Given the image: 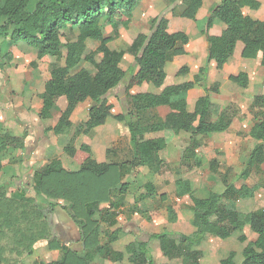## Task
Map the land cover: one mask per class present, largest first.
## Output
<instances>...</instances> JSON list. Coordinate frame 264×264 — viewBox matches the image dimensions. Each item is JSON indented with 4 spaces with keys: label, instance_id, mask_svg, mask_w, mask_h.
<instances>
[{
    "label": "trees",
    "instance_id": "trees-1",
    "mask_svg": "<svg viewBox=\"0 0 264 264\" xmlns=\"http://www.w3.org/2000/svg\"><path fill=\"white\" fill-rule=\"evenodd\" d=\"M144 0H0V69L12 60V48L23 47L33 50L36 59L32 68L48 73L40 95L39 118L49 120L53 112L59 113L56 124L49 128L55 137H69L63 154L77 166L70 170L60 159H52L33 172L32 189L36 194L49 200H63L71 220L80 233V243L84 254L79 256L70 248L60 245L53 237L47 220V212L40 209L34 198L23 190L7 195L0 188V264H22L30 256L34 246L47 241L48 249L59 250L60 260L52 262L33 261L32 264H89L95 255L108 262H119L127 254L130 264H156L153 251L148 245L156 240L160 252L168 260L181 259V264H202L203 252L199 249L206 235L220 240L236 236L240 243L247 242L244 229L256 235L254 241L246 243L242 250L240 264H264V209L241 212L237 203L252 199L263 186L245 184L236 186L218 173L219 162L215 159L208 164L209 171L217 174L224 187L222 192L195 189L190 179L182 177L183 171H175V197H188L187 209L192 214L190 235L174 237L166 232L151 235L146 240H134L127 244L124 252L111 249V245L121 240L123 232L117 228V210L124 205L127 195L139 193L137 201L152 200L157 196L154 182L157 175L166 168V159L174 150L172 139H188L179 166L185 172L201 170L206 164L201 153L200 139L226 132L232 122L235 110L231 105L218 111L211 94H220L218 83L206 85L208 65L213 64L221 71L231 59L251 60L264 68V20L250 16L261 7L259 0H220L209 10L202 33L208 42L205 65L198 68L191 80H180L192 73L188 65L178 69L174 82L168 83L165 66L174 56L184 55L189 42L184 32H169V21L164 17L152 20L148 34H138L130 44L122 43L111 49L116 35L106 36L105 29H127L136 5ZM179 1V16L195 20L202 7V0ZM176 7V6H175ZM173 7L172 11H176ZM247 9L249 14H245ZM223 29L217 36L209 35L215 26ZM65 32L68 34L66 35ZM89 42L95 49L88 50ZM128 56L136 65L135 70L126 72L122 62ZM50 57L52 63L42 59ZM99 57V58H98ZM87 63L93 67L90 73L80 65ZM230 84L246 90L248 74L241 70L228 77ZM124 84L127 100L126 114L113 116L119 133L130 136L131 158L121 163L97 161V154L87 144L73 145L76 138L89 137L93 131L105 124L110 117L111 107L107 95ZM147 84V92L131 94L136 86ZM202 88L192 112L187 110L189 91ZM90 101L87 119L74 125L71 116L78 105ZM166 106L169 113L159 118L152 112ZM250 109L255 123L248 136L255 142L246 158L244 169L235 178L247 180L253 174L262 173L264 163V93L253 97ZM151 113L145 118V114ZM213 117H215L213 119ZM155 134V138L147 136ZM24 136L0 133V174L10 170L2 164L9 157L8 165L14 166V154L25 149ZM109 153V150L108 152ZM138 168H145L150 174L142 186L137 182H123L124 178ZM161 203L166 194L158 198ZM135 201V202H137ZM107 204L102 209L101 205ZM168 223L178 221L177 213L166 206ZM133 212L137 209H133ZM100 225H105L110 233L104 244L100 243ZM111 228L113 230H111ZM235 253L229 252L219 264H236Z\"/></svg>",
    "mask_w": 264,
    "mask_h": 264
},
{
    "label": "rangeland",
    "instance_id": "rangeland-1",
    "mask_svg": "<svg viewBox=\"0 0 264 264\" xmlns=\"http://www.w3.org/2000/svg\"><path fill=\"white\" fill-rule=\"evenodd\" d=\"M204 1L205 5L211 3L210 0ZM218 1L219 0H212V3H217ZM260 1L263 3L264 8V0ZM178 3L179 1H173V4L170 6L168 0H144L140 4H137L133 10V17L127 29L119 27L115 32L109 27L105 29L104 32L106 36L116 35L115 40L109 44V47L114 49L118 48L122 43L128 44L127 42L133 40L136 34L139 32L148 34L150 32V26L154 16L156 17L158 15L159 17H172L170 14V9L176 6L175 9L177 11L179 6ZM246 12L247 11L244 10L245 14ZM257 13L258 12H251L250 16L252 18H256ZM177 29L178 28H175L174 30ZM210 33L212 32L209 31V34ZM191 38L193 40L195 37L192 35ZM95 47L96 44L92 42H89L87 45L88 50L95 49ZM188 49L190 51V54L188 55L189 57L186 56L176 59L174 65L171 63L166 64L165 71L168 72V78L173 79L170 77V73L173 72L174 69L178 70L184 65L191 67L192 62L194 64L201 62L203 63V57L207 54L206 38L200 40L198 44H195V47L189 45ZM12 52L13 59L11 60L10 64L0 70V131L11 133V126L15 122L17 126L23 129L25 141L27 140V137H31V139L28 142L27 148L21 152V156L25 158L27 162L22 163L23 168L21 165H19L17 168L8 165L7 161L9 160V157L2 159L4 168L10 167V170H3L2 177L0 178V187H3L8 195L13 194L16 190H23L26 192L28 191V195H32V173L47 164L50 160L59 158L63 166L70 170H76L77 166L62 152L63 147H65V145L69 142V137H55L48 129L50 124H52L56 117H58L57 112H53L55 114V118L53 117L52 120L46 121L45 125L40 123L39 125L35 126V124H37L36 116L35 124L28 125L23 121L27 113H29V116H33L36 109H38L40 105V93L43 88L44 81L46 80V75L41 74L39 70L32 69L29 66L30 62L35 58L34 51L25 48H13ZM125 58L131 59L133 61V59L128 56ZM132 61L126 59L123 60L122 68L124 71H130L129 68L132 64ZM247 62L250 63L241 64L240 66H238L237 63L230 64L225 71L211 70L206 76L207 86L218 83L221 88L220 94H211V97L216 101L215 104L218 105V111L228 105H231L233 110H235V115L233 116L230 127L226 132L200 139L202 150L201 153L204 155L205 159H207L205 163L206 165L201 170L192 172H185V168H180L179 161L181 152L187 146L188 139H185L186 142L184 139H174L173 142L176 145V150H173L170 154V164L167 165L166 168L163 169L162 172L156 177L157 191L159 194H166L167 202L161 203L156 197V199L153 198L150 202L148 201L150 206H148L147 203L146 207H141L140 209L139 207H131L134 202V198L139 192L134 194L135 196L127 195L125 197L126 206L121 211L122 215L119 219L120 223L126 225L130 221L129 218L132 214L131 211L134 208L135 210L137 209L139 211L137 217H135V220L138 222V224L143 223L144 220L151 225L152 221H154V223L157 224V227L160 229L163 227L161 224L165 223L163 218L165 215V207L169 205L177 213L179 217V223L177 225L168 224L166 228H161V230H164L161 233L166 232L176 238L180 232L186 233L189 222L192 219L191 213L187 209V206L190 205V201L187 197L183 201H177L175 199L173 184L175 179V171L177 169L182 170V177H188L191 179L194 183L193 187L197 190L204 189L208 191L213 190L216 192H222L224 187L220 181L219 175L212 174L208 168L207 163L212 159H215L219 162L218 173L221 175L225 174L227 180L234 182L236 186L239 187L242 184H245L251 187L256 183L263 186L255 193L252 199L242 200L236 204L241 212L247 213L264 209V163L261 165L262 173L255 174L253 172V174L247 180L235 179L244 169L246 158L255 145V142L252 141L248 136L250 128L255 123V118L250 109V105L254 96L260 95L264 92V71H261L259 67H256L258 63L255 62L256 64H253L249 60ZM80 66L85 68L90 73L94 72L93 67L87 63H82ZM237 69H244L249 74V86L246 90L238 89L235 85L230 84L228 81V77L232 75L233 71H237ZM192 76L193 73L185 77H178V79L191 80ZM149 87L151 89V86ZM134 92L136 91H133L132 93ZM201 95H204L202 88H196L188 93L190 108H192L194 99H197ZM106 99L111 107V110L110 117L107 118L104 124V129H101L102 132H97L96 135H94L93 131L92 135L89 137L80 136L75 139L73 145L75 147H79L81 144H87L92 149L98 144L99 149L102 152L101 160H107L112 163H121L131 158L132 150L130 148L128 138H117L116 140H106L104 138L108 136L109 133L114 131V125L116 123L113 120V116L119 113L126 114L127 100L124 94V84L119 85L113 91H111L107 95ZM89 105H91V102H86L74 111L71 117L74 125H79L84 121L86 110ZM152 113L160 117H163L165 114L162 109H158ZM150 114L151 113L145 114V118ZM214 118L215 117H213V119ZM108 150L109 153H107ZM32 151H34L33 155ZM21 168L23 170H28L20 177L11 179V176L14 175L15 170ZM129 177L130 178H127L126 180L129 181L132 179V182L136 180L139 185H142V183L144 184L149 180V175L144 169L130 174ZM142 191L143 190L140 189V192ZM34 200L35 203H40V200L37 198H34ZM53 203L55 206H50L46 209L50 214V216L47 214V220L50 225L52 235L53 230H57L56 227L57 223L59 222V217H62L63 219L64 217L66 218V207L62 208V206L69 204L63 200H55ZM136 205L141 206L140 203H137ZM50 210H52L53 213ZM140 210H143L142 213H144L146 216L143 217L140 214ZM147 216L149 218L148 220L146 219ZM139 228H141L140 232H142V234L139 235L140 237L138 240H146L151 234L144 231L145 229H142V226H139ZM243 232L247 237V242H252L256 239V235L251 233L248 228H245ZM58 234L61 239L66 240V234L63 232ZM123 236H125V234H123ZM69 240L72 241L71 244H68L71 248L68 246L67 247L73 250L76 254L79 252L81 253V243L78 245L80 248L78 250H74L76 248L75 245L77 240L76 242H73L75 241L74 236H71ZM247 242L240 243L238 240H236V236H232L226 240H220L210 235H206L205 240L199 247V249L203 252L201 263L219 264L222 259H225L228 256L229 252H234V261L236 264H240L242 261V250ZM151 244L153 246L154 244H157V241ZM47 246V241H41L37 243L34 246L35 251L33 250L30 256L25 257L22 260V264H32L33 261L36 260L44 262L46 260V253H49ZM49 254L51 257L56 255L62 256L60 252ZM152 255L153 258L156 259V253L153 252ZM53 258L54 257H52V259ZM180 260L178 262L177 260L168 262H170V264H181Z\"/></svg>",
    "mask_w": 264,
    "mask_h": 264
},
{
    "label": "crops",
    "instance_id": "crops-1",
    "mask_svg": "<svg viewBox=\"0 0 264 264\" xmlns=\"http://www.w3.org/2000/svg\"><path fill=\"white\" fill-rule=\"evenodd\" d=\"M211 1V3H209L208 5H205V1L204 0H202V7H201V9L199 10V12H198V14H197V16H196V19L195 20H188V19H185V18H181L180 16H179V10H177V11H172V9H173V7L170 9V14L172 15V17H165L168 21H169V26H170V28H169V32L170 33H174V32H184L187 36H188V38H189V42H188V44L185 46V54L184 55H178V56H174L170 61H168V63H171L172 65H174L175 64V61H176V59H178V58H182V57H189L188 55L190 54L189 52V49H188V46L189 45H192L193 47H195V44H198L199 43V41L200 40H202V39H205L206 38V40H207V37H206V35L205 34H203L202 33V31H203V28H204V23H205V19H206V17L208 16V14H209V10L213 7V6H215V5H218L219 3H220V0L217 2V3H215V2H213L212 3V0H210ZM260 1V0H259ZM141 3V2H140ZM140 3H138V4H140ZM261 7H260V9L257 11L258 13L256 14V18L255 17H253L254 19H256V20H260V21H263L264 20V8H263V3L261 2ZM178 5H179V3H178ZM171 6V5H170ZM247 12H246V14L249 12L247 9H245ZM249 14V13H248ZM156 17H158V15L156 16ZM155 16H154V18H156ZM153 18V19H154ZM174 21V22H173ZM175 28H178L177 30H174ZM107 29V28H106ZM222 29H223V26H221V25H215L211 30H210V32H212V33H210L209 35H214V36H217V35H219L220 33H221V31H222ZM140 33H143V32H139L138 34H140ZM65 34L67 35L68 33L67 32H65ZM138 34H136V36L138 35ZM143 34H145V33H143ZM193 35V37H195L193 40H192V38H191V36ZM135 36V37H136ZM133 40H131L130 42H127L128 44H130L131 42H132ZM19 48H23V47H18V48H14V49H19ZM25 49H27V48H25ZM114 49H117V48H114ZM207 49H208V42H207ZM12 50H13V48H12ZM11 50V51H12ZM28 50H30V49H28ZM31 51H33V50H31ZM12 55H13V52H12ZM204 59H203V63L201 62V63H198V64H194L193 62H192V66L190 67V69H191V71H192V73H194L198 68H200V67H202V66H204V62H206V58H207V54H206V56H204L203 57ZM13 59V58H12ZM36 59V54H35V58H34V60ZM130 60V61H132L131 59H127V58H124V60ZM184 59V58H183ZM34 60H32L31 62H30V64H29V66L32 68V66H31V64H32V62L34 61ZM248 60H244V59H235V58H231L227 63H226V65L224 66V68L222 69V71H225L228 67H229V65L230 64H234V63H237V65L238 66H240L241 64H248V63H250V62H247ZM249 61H251V60H249ZM11 62V61H10ZM10 62L8 63V65L10 64ZM42 62H44V63H47V64H49V63H52V62H54V59H52V58H50V57H44L43 59H42ZM253 64L255 63V61H251ZM256 64V63H255ZM7 66V65H6ZM256 66V65H255ZM256 67H259L260 69H261V71H264V68H262V67H260V66H256ZM83 68V67H82ZM32 69H37V70H39L38 68H32ZM85 69V68H84ZM123 69V68H122ZM136 69V65H135V63L132 61V64L130 65V68H129V70H135ZM0 70H2V69H0ZM211 70H214V71H217L216 70V68L214 67V65L213 64H209L208 65V73L211 71ZM241 70H243V71H245L247 74H248V72L246 71V70H244V69H237V71H233L232 72V75H236L239 71H241ZM40 71V70H39ZM178 70L177 69H174V71L173 72H171L170 73V77H174V75L176 74V72H177ZM166 72V71H165ZM40 73L41 74H43V75H46L45 77V79L46 80H48V78H49V76H48V73H43V72H41L40 71ZM191 73V74H192ZM207 73V74H208ZM166 75H167V78L169 77L168 76V72H166ZM231 76V75H230ZM248 78H249V74H248ZM46 80L44 81V83L46 82ZM174 82V78L173 79H169V81H168V83H173ZM248 86H249V83H248ZM43 87H44V84H43ZM248 88V87H247ZM150 90V87L147 85V84H143V85H141V86H136V87H134V88H132L131 89V91H130V93L131 94H136V93H142V92H147V91H149ZM194 90V89H193ZM133 91H136V92H134V93H132ZM192 91V90H191ZM43 92V88H42V90H41V93ZM190 92V91H189ZM188 92V93H189ZM40 93V94H41ZM264 93V92H263ZM201 96H203V95H201ZM201 96H199V97H201ZM198 97V98H199ZM197 98V99H198ZM41 99V98H40ZM197 99H194V103H193V105H192V108H190L189 107V98H188V94H187V110L189 111V112H192L193 111V109H194V104H195V102H196V100ZM86 102H90V101H86ZM86 102H84V103H86ZM84 103H82V104H80V105H78L77 106V108L79 107V106H81V105H83ZM108 103V102H107ZM109 104V103H108ZM91 105H89V107H90ZM88 107V108H89ZM40 108H41V101H40V105H39V107H38V109H36V111H35V113L34 112H32V113H34V115L33 116H29V113H27L26 115H25V117H24V119H23V121L26 123V124H28V125H31V124H35V119H36V117H37V124H35V126L36 125H39L40 123L42 124V125H45V123H46V121H50V120H52L53 119V117L55 118V114L53 113V116H52V118L51 119H49V120H41L40 118H39V116H38V114H39V110H40ZM76 108V109H77ZM88 108H87V110H88ZM75 109V110H76ZM158 109H162L164 112H165V114H164V116L163 117H160V116H158L159 118H161V119H163L168 113H169V108L168 107H166V106H163V107H158V108H156L154 111H157ZM87 110H86V114H85V117H84V121L87 119ZM54 112H56V111H54ZM74 113V112H73ZM36 114V115H35ZM57 114H58V116H59V113L57 112ZM119 114H122V113H119ZM119 114H116V115H119ZM73 115V114H72ZM36 116V117H35ZM72 117V116H71ZM57 119H58V117H56V119H55V121L52 123V124H50V126L48 127V129L49 128H52L55 124H56V122H57ZM114 120V119H113ZM72 121V120H71ZM34 122V123H33ZM114 122L116 123V121L114 120ZM73 123V122H72ZM12 127V128H11ZM10 128L12 129V131H11V133H8V132H1L0 131V133L1 134H4V133H8V134H10V135H12V136H25L24 134H23V129L21 128V127H19V126H17V124L14 122L13 123V125L11 126ZM104 127V125H102V126H100V127H97L95 130H94V135H96V133L97 132H102V130L101 129H104L103 128ZM50 130V129H49ZM32 133H33V131H32ZM50 133L51 134H53L51 131H50ZM53 136V135H52ZM156 136H155V134H152V135H149V136H147V138H155ZM126 139V138H128V140H129V144H130V136H129V134H127V133H125V132H123V134H120L119 133V129H118V124L116 123L115 125H114V131L113 132H111V133H109L108 134V136H106L104 139H106V140H111V139H114V140H116V139ZM176 138H178V139H184V138H182V137H175V138H173L172 139V143H173V146H174V150H176V145H175V143L173 142L174 141V139H176ZM30 139H31V137H27V140L26 141H24L25 142V149L27 148V146H28V142L30 141ZM185 140V139H184ZM185 142H186V140H185ZM64 148V147H63ZM130 148H131V146H130ZM24 149V150H25ZM94 151H95V153L97 154V161L99 162V163H102V162H106L107 160H101V157H102V152H101V150L99 149V146H98V144L95 146V148H92ZM24 150H22V151H18V152H16L15 154H14V159L15 160H17V162L14 164V168H17L19 165H21L22 166V168H23V165H22V163L24 162V163H27L26 162V160H25V158H23L21 155V152H23ZM63 150V149H62ZM184 150V149H183ZM183 150H182V152H183ZM20 152V153H19ZM63 152V151H62ZM182 152H181V154H182ZM34 154V151H32V155ZM131 154H132V152H131ZM171 157V155L166 159V163H167V165H169L170 163H169V158ZM181 157V156H180ZM59 159V158H58ZM9 161V160H8ZM8 161H7V163H8ZM109 162V161H108ZM28 163H29V161H28ZM27 167H28V165H27ZM16 169L15 170V173H14V175H12L11 176V179L12 178H16V177H20L22 174H24L27 170H23V169ZM146 170L145 168H138V169H136L134 172H136V171H138V170ZM20 172H19V171ZM133 172V173H134ZM146 172H147V174L149 175V181H150V174L148 173V171L146 170ZM33 174V173H32ZM132 174V173H131ZM130 175H128V176H126L125 178H124V180H123V182H132V179L131 180H126L127 178H130L129 177ZM2 177V173L0 174V178ZM184 178H186V179H189L188 177H184ZM175 180V179H174ZM191 180V179H190ZM155 181H156V179H155ZM134 182V181H133ZM135 182H136V180H135ZM146 183V182H145ZM144 183V184H145ZM155 183V185H156V182H154ZM173 184H174V182H173ZM142 185H143V183H142ZM141 185V186H142ZM32 186H33V183H32V176H31V190H32V195H28V191L26 192V191H24V192H26V195L28 196V197H30V198H37L38 200H40L39 202L40 203H36L37 205H38V207L40 208V209H42V210H44V211H46L47 212V214H48V216H50V214L48 213V211L46 210L48 207H50V206H55V204L53 203V201L55 202V200H49V199H47V198H45L44 196H42V195H39V194H36L34 191H33V189H32ZM0 188H3V187H0ZM143 190V189H142ZM174 191H175V188H174ZM142 192H144V190L142 191ZM139 193H141L140 191H139ZM139 193H138V195L134 198V202H133V204H132V206L131 207H139L140 209H141V207H146V204L148 203V206H150V199H147V200H145V201H137V197L139 196ZM6 194H7V192H6ZM165 193H158V191H157V199L159 198V196L160 195H164ZM8 195V194H7ZM9 196V195H8ZM132 196H135V195H132ZM174 196H175V192H174ZM185 198L186 197H184V198H182V199H177L176 197H175V199L177 200V201H179V200H185ZM188 198V197H187ZM156 199V198H155ZM189 199V198H188ZM135 201H137V202H135ZM149 201V202H148ZM160 201V200H159ZM190 201V200H189ZM161 202V201H160ZM165 202H167V199L165 200ZM56 203H57V201H56ZM137 203H140L141 204V206L140 205H136ZM164 203V202H163ZM126 204V198H125V200H124V205L121 207V208H119L118 210H117V214H116V221H117V228H120L121 230H122V232L125 234V236L121 239V240H119L118 242H116V243H114V244H112L110 247H111V249H113V250H116V251H122V252H124V248H125V246L127 245V244H129V243H131V242H133L134 240H137V239H139V235L140 234H142V232H140L141 231V228H139V226H142V229H145L144 231H146V232H149L151 235H157V234H160L162 231H164V230H161V228H166L167 226H168V224L169 225H171L170 223H168V221H167V219H166V210H165V215H164V220H165V223H163V224H161V225H163V227H161L160 229L157 227V224H155L154 223V221H152V224L150 225V224H148L147 222H145L144 220H143V223H140V224H138V222L135 220L136 218L135 217H137V214L139 213V212H137V211H135V212H133V211H131L132 212V214H131V217L129 218V222L126 224V225H123L122 223H120L119 222V219H120V216L122 215L121 214V211L125 208V205ZM68 205L69 204H67L66 206H62V208H65L66 207V210H65V212H66V218L64 217V219L62 218V217H59V222L57 223V227H56V229L57 230H53V235H54V237H55V239L59 242V244L60 245H66V247L68 246V247H70L68 244H71V242L72 241H70L69 240V238L71 237V236H74V240L75 241H73V242H76V240H77V242H76V245H75V249L74 250H78L79 248H80V246H78V245H80V233H79V230L77 229V227L74 225V223L72 222V220H71V217H70V214H69V211H68V209H67V207H68ZM167 206H169V205H167ZM101 208L102 209H105V208H107V204H104V205H101ZM166 208V207H165ZM134 209V208H133ZM132 209V210H133ZM52 213H53V211L52 210H50ZM141 212H140V214L144 217V216H146L144 213H142L143 212V210H140ZM145 211V210H144ZM175 211V210H174ZM191 213V212H190ZM178 216V215H177ZM191 216H192V214H191ZM139 217V216H138ZM147 220L149 219L148 218V216H147V218H146ZM191 221H192V219H191ZM191 221L189 222V226H188V228H187V230H186V233L185 232H180V234H184V235H190L191 233H193L194 232V229H193V227L191 226ZM179 223V217H178V221L175 223V224H173V225H177ZM111 230H113L112 228H111ZM57 231H59V232H57ZM60 232H63L64 234H66L67 235V237H66V240H63V239H61L60 237H59V234L58 233H60ZM100 243L101 244H104L105 242H106V239H107V234L108 233H110V230H108V228L105 226V225H100ZM102 232H103V234H102ZM150 235V236H151ZM102 239H103V241H102ZM156 240H153V241H151L150 243H149V245H148V247H149V249L150 250H152L153 252H155L156 253V259H154V262L156 263V264H170V262H168V261H173V260H168L166 257H164L163 256V254L160 252V249H159V244H158V241H157V244H154L153 246H152V244L151 243H153V242H155ZM47 248H48V246H47ZM71 248V247H70ZM49 250V249H48ZM81 250H82V247H81ZM35 251V250H34ZM49 253H57V252H60L59 250H52L51 252H50V250L48 251ZM49 253H46V255H45V261L44 262H46V263H48V262H52V261H57V260H60L61 259V257L62 256H60V255H56V256H52V257H54L53 259H52V257L50 256V254ZM61 253V252H60ZM84 254V251L82 250V252L80 253H78V255L79 256H82ZM53 255V254H52ZM127 254H124V256H123V259L121 260V261H119V262H114V263H111V262H108V261H106L105 259H102L100 256H98V255H95L94 257H93V259H92V261L89 263V264H130L129 262H128V259H127ZM166 260H167V262H166ZM174 260H177V262L180 260V259H174ZM180 262H181V260H180ZM180 264V263H179Z\"/></svg>",
    "mask_w": 264,
    "mask_h": 264
}]
</instances>
